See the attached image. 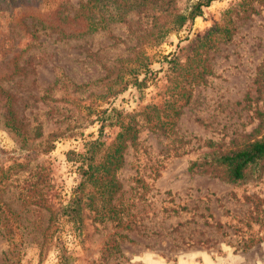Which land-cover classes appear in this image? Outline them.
I'll list each match as a JSON object with an SVG mask.
<instances>
[{
	"label": "rangeland",
	"instance_id": "rangeland-1",
	"mask_svg": "<svg viewBox=\"0 0 264 264\" xmlns=\"http://www.w3.org/2000/svg\"><path fill=\"white\" fill-rule=\"evenodd\" d=\"M84 1L0 0V264H56L61 246L69 264H264V170L232 182L193 165L263 132L264 0H214L173 28L198 0H96L121 20L77 35ZM111 105L136 115L138 139L115 189L88 185L82 230L49 243L50 209L80 180L67 151Z\"/></svg>",
	"mask_w": 264,
	"mask_h": 264
},
{
	"label": "trees",
	"instance_id": "trees-1",
	"mask_svg": "<svg viewBox=\"0 0 264 264\" xmlns=\"http://www.w3.org/2000/svg\"><path fill=\"white\" fill-rule=\"evenodd\" d=\"M213 1H196L187 12L178 13L171 19L170 28L175 26L183 27L188 23L192 24L198 16L203 14L204 8L211 5ZM99 9L100 3L96 0H86L81 3L80 10L83 12L87 10L88 12L83 15L81 21L78 19L71 20L76 22V25L79 23L75 28V31L78 33L77 35L81 34L83 27L87 32H91L106 28L111 21L121 20L110 15L105 17L96 14V10ZM74 18H77V15ZM68 35L72 36L76 34L68 32ZM143 66H146L143 77L134 75V80H128L125 83H129L130 86L137 89L145 87L147 74L152 70L148 68L147 63H144ZM126 69L129 72L133 71L129 68ZM129 85L125 84V87L119 91H123ZM149 108H153L154 116L160 117L158 113L161 110L160 107L153 106ZM174 111H177L176 108H174ZM176 113L178 114V112ZM258 115L261 120L255 131H263L260 135L253 137L242 145L208 153L200 163L194 162L193 165L205 167V169L209 168L212 175H222L225 179L232 182L245 180L249 175L259 177L264 170V111H258ZM149 117L148 121L151 122L153 119L151 116ZM95 121L98 123L97 135L86 138L81 149L67 151V158L77 166L80 180L74 187L71 197L64 205H61L57 209H50L49 225L45 234V239L49 243L59 244L60 233L65 229L66 225H69L71 229L78 232L82 230V210L88 185H94L100 194L115 189L114 171L123 162V153L127 142L130 141L132 144H135L138 139L139 123L136 115H133L131 112H124V110L119 109L115 105L101 109L96 114L93 122ZM159 124L164 125L165 122L157 119L154 125ZM110 126H118L119 130L114 140L109 145H106V129ZM51 147L48 144L43 149L49 150ZM104 149V154H101ZM112 247L117 250L119 249L117 244H114ZM60 251V260L56 264H69L71 260L70 254L67 253L63 246H61Z\"/></svg>",
	"mask_w": 264,
	"mask_h": 264
}]
</instances>
